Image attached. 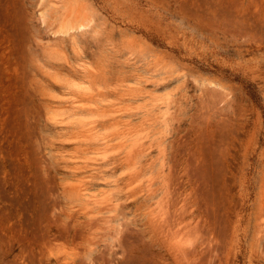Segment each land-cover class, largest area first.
<instances>
[{
  "label": "rangeland",
  "instance_id": "374dc122",
  "mask_svg": "<svg viewBox=\"0 0 264 264\" xmlns=\"http://www.w3.org/2000/svg\"><path fill=\"white\" fill-rule=\"evenodd\" d=\"M212 1L72 0L73 5L70 0L85 25L75 36L63 33V42L55 33L58 21L47 13L57 0H24L39 63L52 76L43 91L27 94L22 103L18 39L10 25L3 26L0 264H121L133 256L131 244H153L149 251L162 256L161 264H264V0ZM201 136L220 146L211 150L222 151V159L213 155L210 162L209 144ZM194 164L195 171L211 170L209 178L208 172L207 179L199 178ZM218 207L227 223L219 221ZM168 224L170 232H182L166 236ZM216 230L226 232L224 238ZM89 250L93 253L85 255ZM133 253L140 254L135 248Z\"/></svg>",
  "mask_w": 264,
  "mask_h": 264
},
{
  "label": "bare ground",
  "instance_id": "6f19581e",
  "mask_svg": "<svg viewBox=\"0 0 264 264\" xmlns=\"http://www.w3.org/2000/svg\"><path fill=\"white\" fill-rule=\"evenodd\" d=\"M4 1V0H3ZM206 1V0H205ZM207 1H209V0H207ZM210 1H212V0H210ZM215 1V0H214ZM217 1H219V0H217ZM225 1V0H224ZM233 1V0H232ZM5 2V1H4ZM71 2H72V0H71ZM71 2H70V0H57V2L55 3V4H49L48 6H47V13H49V12H51V16H53L54 18H55V21H58V26H57V29L55 30V33L58 35V33H59V39L60 40H62L63 42L65 41V38H66V36L64 35L65 33L67 34V33H69V35H72V36H75L76 34H77V29H79L83 24L85 25V23L84 22H81V21H79L78 20V9L77 8H75V7H72L73 5H74V3L72 2V6H71ZM213 2V1H212ZM221 2V1H220ZM228 2V1H227ZM235 2H239V0H235ZM225 3V2H224ZM229 3L230 2H228V7H229ZM1 0H0V66H1V51H2V45L3 44H1V41H2V36H3V34H4V32H3V34H1V29H3V26L4 25H6V26H8V25H10L9 27H11V29H12V33H13V31H14V34H16L17 35V53H18V56H19V58L20 59H18L19 61H20V65L18 66V69H16V70H18L17 71V73H19V76L17 77V79L14 77V79H16V82H17V88L19 89V92H20V94L19 95H17V96H19V98H20V101H21V99L23 100V98H26L25 96L27 95V94H29L30 96H37L38 95V93L40 92V91H43V90H41V86L43 85L44 86V84H48V81H50V80H48L47 81V79H46V77L48 76V75H51L52 76V73H50V71H47V69L45 70L44 69V67H43V65L41 64V63H39V58H38V56L40 55V50H38V46H39V42L36 40V39H32V37L34 36V26H33V24H31V22H30V18H29V14H28V11H27V9H26V7H25V3H24V0H6V5L3 7V8H1ZM213 4H214V7H215V4L216 3H214L213 2ZM220 6H224V5H226V3L224 4V5H221L222 3H218ZM233 4H235V3H233ZM78 6V5H77ZM216 6H218V5H216ZM45 7V6H44ZM213 8V7H212ZM219 8V7H218ZM222 8V7H221ZM227 8V7H226ZM219 10H220V8H219ZM243 10H245V9H243ZM251 10V9H250ZM249 10V11H250ZM220 11H222V9L220 10ZM228 11V10H227ZM246 11H247V9H246ZM81 12V11H80ZM82 12H84V10L82 11ZM244 13H245V11H243ZM46 12H45V10L43 11V18L45 19L44 21H46V19H47V14ZM232 13V12H231ZM230 13V14H231ZM248 13H252V11L251 12H248ZM82 14H85V12L84 13H82ZM81 14V15H82ZM215 14H216V12H215ZM217 14H219V16L220 17H222L223 16V14H222V16H221V14L219 13V11H218V13ZM229 14V13H228ZM247 13H245L244 15H246ZM251 15H253V14H251ZM86 16V15H85ZM232 16V15H231ZM234 16V15H233ZM236 16V15H235ZM239 16H242V15H239ZM256 16V15H255ZM82 17V16H81ZM218 19L220 18V17H218V16H216ZM223 17H225V16H223ZM238 17V16H237ZM85 18V17H84ZM214 18H215V16H214ZM228 18V17H227ZM245 18V17H244ZM253 18L255 19V17L253 16ZM258 17H256V20H258L257 19ZM228 19H230V18H228ZM251 19V18H250ZM84 20V19H83ZM82 20V21H83ZM224 20V19H223ZM225 20H226V18H225ZM242 20H246V18L245 19H242ZM231 21V20H230ZM229 21V22H230ZM251 21V20H250ZM262 22H263V20H261ZM260 21V22H261ZM244 22V21H243ZM253 22V21H252ZM232 24L234 23L233 21L231 22ZM240 23H242V22H240ZM245 24H246V22H244ZM249 23V22H248ZM255 23V22H254ZM254 23H251L252 25H250V24H247V27L250 25V26H253V24ZM264 23V22H263ZM262 23V24H263ZM87 24V23H86ZM226 25L228 24V23H225ZM256 25H257V23H255ZM50 25H53V22H51L50 20H49V26ZM230 25V24H229ZM241 25V24H240ZM243 25V24H242ZM6 26H4V28L6 27ZM234 27H235V25H233ZM244 26V25H243ZM227 27H228V25H227ZM263 28H264V26H262ZM261 27V28H262ZM257 28H259V27H257ZM260 28V29H261ZM5 30H8V29H4V30H2V31H5ZM262 30V29H261ZM9 31V30H8ZM260 31V30H259ZM8 33H10V32H7V34ZM64 33V34H63ZM6 34V35H7ZM13 34V35H14ZM2 35V36H1ZM15 35V36H16ZM260 35H262V34H260ZM4 36H5V34H4ZM57 36V37H58ZM263 36V35H262ZM6 37H8V36H6ZM6 37H4L5 39H6ZM14 37V36H13ZM35 37V36H34ZM11 38V37H10ZM74 38H76V37H74ZM4 39V40H5ZM14 39H15V37H14ZM34 41V42H33ZM12 42H13V40H12ZM16 42V41H15ZM14 44V43H13ZM65 44V43H64ZM63 45V44H62ZM4 46V45H3ZM15 47V46H14ZM59 47V46H58ZM66 47V46H65ZM57 49H60V48H57ZM62 49V48H61ZM3 50H4V48H3ZM12 51H13V47H12V49H11ZM15 50V49H14ZM5 51H7L6 49H5ZM51 51H52V49H51ZM55 51V50H54ZM4 53V52H3ZM14 53V52H13ZM52 53V52H51ZM55 53V52H54ZM58 53V52H57ZM53 54V53H52ZM3 56V55H2ZM54 57V56H53ZM3 58V57H2ZM9 58V57H8ZM7 59V58H6ZM66 59H68L67 57H66ZM17 60V61H18ZM69 60V59H68ZM67 60V61H68ZM16 61V62H17ZM46 61H48V60H46ZM45 61V62H46ZM52 61V60H51ZM67 61H66V63H67ZM49 63H51L50 61H48ZM53 62V61H52ZM59 62V61H58ZM64 62V61H63ZM69 62V61H68ZM70 63V62H69ZM48 64V63H47ZM61 64V63H60ZM71 64V63H70ZM52 65V64H51ZM53 65H54V63H53ZM59 65V64H58ZM67 65V64H66ZM66 65H65V67H66ZM71 65H73V64H71ZM69 66V65H68ZM67 66V67H68ZM9 67V66H8ZM55 67V66H54ZM57 67V66H56ZM59 67H60V65H59ZM72 67H74L75 68V66H72ZM12 68V67H11ZM13 68H14V66H13ZM58 68V67H57ZM59 69V68H58ZM68 69H69V67H68ZM76 69V68H75ZM74 69V70H75ZM1 70V69H0ZM13 70H15V69H13ZM15 70V71H16ZM56 71H57V69H55ZM62 70H63V68H62ZM14 71V72H15ZM60 71V70H59ZM58 71V72H59ZM78 71V70H77ZM13 72V73H14ZM58 72H55V73H58ZM12 73V72H11ZM78 73V72H77ZM94 73V72H93ZM99 74V73H98ZM95 75H96V73H95ZM105 76V75H104ZM13 77V76H12ZM54 78V77H53ZM54 79H56V77L54 78ZM124 79H125V77H124ZM12 80V79H11ZM120 80H122V79H120ZM14 82H15V80H13ZM53 81V80H52ZM13 82V83H14ZM11 83H12V81H11ZM49 85V84H48ZM63 85V84H62ZM61 85V86H62ZM4 86H5V84H4ZM11 86V85H10ZM64 86V85H63ZM14 87H16V85H14L13 86V88ZM41 87V88H40ZM48 87V86H47ZM53 87V86H52ZM55 87V86H54ZM9 88V87H8ZM40 88V89H39ZM44 88H46L45 86H44ZM61 88V87H60ZM10 89V88H9ZM18 89H16V90H18ZM43 89V88H42ZM3 90V89H2ZM46 90V89H45ZM48 90V89H47ZM12 92V91H11ZM45 92V91H44ZM48 92V91H47ZM18 93V92H17ZM46 93V92H45ZM44 93V94H45ZM82 93V92H81ZM78 96H79V94H77ZM16 96V95H15ZM42 96H44L43 94H42ZM80 96H82V94L80 95ZM12 97H13V93H12ZM216 97H220V96H216ZM222 99H224V95H222ZM3 98V97H2ZM18 98V97H17ZM221 98V97H220ZM33 99V98H32ZM32 99H30V100H32ZM38 99V98H37ZM49 99V98H48ZM219 98H217V99H215V100H218ZM19 100V99H18ZM26 100V99H25ZM46 100V99H45ZM27 101V100H26ZM26 101H24V102H26ZM23 102V103H24ZM32 102V101H31ZM34 102V101H33ZM47 102H49V101H47ZM51 102V101H50ZM20 103H22V101L20 102ZM27 103H30V101H28V102H26V104ZM37 104H39V103H37ZM43 104V103H42ZM25 105V104H24ZM50 105V104H49ZM41 106V105H40ZM39 106V107H40ZM30 110V109H29ZM28 110V111H29ZM28 113V112H27ZM30 113V112H29ZM28 113V114H29ZM23 114V113H22ZM26 113H24V115H25ZM27 114V115H28ZM26 115V116H27ZM33 115H34V113H33ZM30 116V115H29ZM28 118V117H27ZM25 119H26V117H25ZM225 119H227V118H225ZM27 120V119H26ZM157 120V119H156ZM229 120H230V118H229ZM228 120V121H229ZM30 121V120H29ZM28 121V123H30ZM158 121V120H157ZM231 121V120H230ZM27 123V124H28ZM155 123V122H154ZM24 124H25V122H24ZM26 124V125H27ZM26 125H24V126H26ZM30 125V124H29ZM222 125H224V124H222ZM31 126V125H30ZM153 126V125H152ZM31 127H33V126H31ZM137 127H139V126H137ZM30 128V127H29ZM136 128V127H135ZM138 129V128H137ZM26 130H27V128H26ZM30 130H32V128L31 129H29V132H31ZM139 130V129H138ZM28 131V130H27ZM25 134H26V132H25ZM33 134V133H32ZM31 134V135H32ZM85 135H87V134H85ZM85 135H84V137H85ZM209 135H212V133L211 134H209ZM28 136V135H27ZM90 136V135H89ZM250 136V135H249ZM248 136V137H249ZM28 137H31V136H28ZM206 137H208V138H206ZM206 137H202L201 136V138L200 139H204V138H206V139H209V136H206ZM33 138V137H32ZM88 138V137H87ZM247 138V137H246ZM251 138V137H250ZM29 139V138H28ZM199 139V140H200ZM202 139V140H203ZM206 139H204V141L206 140ZM211 139V138H210ZM210 139H209V141H210ZM26 140H27V138H26ZM32 140V139H31ZM251 140V139H250ZM201 141V140H200ZM203 141V142H204ZM207 141L208 140H206L205 141V143L206 144H209V145H206V144H204V145H206L205 146V148H207V151L209 150L210 151V153H211V155H209V158L212 156V158L214 159V157H213V155L214 156H218L219 155V157H220V155H222L220 152H222V151H220L219 150V152H217L216 154H212L213 153V149H216V147H217V149H218V146H216V144L215 143H213V144H215V146L213 145V144H210V142L209 143H207ZM246 141V140H245ZM89 142V141H88ZM202 142V141H201ZM198 143V142H197ZM35 144V143H34ZM196 144V143H195ZM218 144H219V142H218ZM27 145H29L28 143H27ZM31 145H33L32 144V142H31ZM36 145H38V146H40L39 144H36ZM198 145V144H197ZM196 145V146H197ZM203 145V144H202ZM201 145V147H203ZM212 147H211V146ZM227 145V144H226ZM26 146V145H25ZM35 146V145H34ZM210 146L211 148H208V147ZM213 146H214V148H213ZM220 147V146H219ZM227 146H225V148H226ZM38 148H40V147H37V149ZM80 148V147H79ZM196 148V147H195ZM213 148V149H212ZM88 149V148H87ZM200 148H198L197 147V150H199ZM212 149V150H211ZM222 149H224V148H222ZM228 149H226V151H227ZM31 151L33 152V150L31 149ZM202 151V150H201ZM206 151V150H205ZM204 151V153L206 154V152ZM212 151V152H211ZM217 150H215V152H216ZM30 152V151H29ZM34 152L35 153H37L36 152V149L34 150ZM33 152V153H34ZM194 152V151H193ZM192 152V153H193ZM35 153L33 154V155H35ZM195 153H197L196 151L194 152V155L196 156V154ZM219 153V154H218ZM223 153V152H222ZM204 154V155H205ZM227 155H228V152L226 153ZM35 157V156H34ZM36 157H38V155L36 156ZM198 157H199V154H198ZM204 157V156H203ZM206 157H207V155H206ZM218 157V158H219ZM222 157V156H221ZM220 157V158H221ZM212 158H210L209 160H210V162H214V161H212L213 159ZM219 158V159H220ZM225 158H227V157H225ZM34 160H35V158H33ZM196 159V158H195ZM199 159H201L200 157H199ZM212 159V160H211ZM222 159V158H221ZM224 159V158H223ZM203 160H206L205 159V157H204V159ZM207 160H208V157H207ZM203 161V165H205L204 163L206 162V164L207 163H209V160L208 161ZM225 160V159H224ZM223 160V161H224ZM39 161V160H38ZM199 161V160H198ZM202 160H200V162H201ZM35 162H37V160L35 161ZM216 162H219V161H215V163ZM220 162H222L221 160H220ZM219 162V163H220ZM196 163H199V162H197V159H196ZM223 163V165L225 164V161L224 162H222ZM5 164V163H4ZM43 165H44V163H42ZM201 164V163H200ZM200 164H199V166H200ZM218 163H216V165H217ZM186 165H187V163H186ZM196 165V166H195ZM210 165V168H212L211 167V164H209ZM219 165V164H218ZM220 165H222V164H220ZM41 166V165H40ZM189 166V165H188ZM187 166V167H188ZM194 166H195V168L193 167V169H194V171H195V169L196 168H199L198 166H197V164H194ZM206 166V165H205ZM204 166V167H205ZM208 166V165H207ZM227 166V165H226ZM6 167H8V166H6ZM5 167V168H6ZM215 167H217V166H215ZM220 167V166H219ZM233 167H234V164H233ZM200 168H203V167H200ZM220 168H225V165H224V167H220ZM237 168V167H236ZM204 169H208L209 170V168L207 167H205ZM219 169V168H218ZM199 170V171H198ZM197 171L199 172V173H196V174H199V175H201V176H198L199 178L200 177H205L206 178V174H208L207 176H208V178H209V175H210V172H211V170L210 171H207V170H205V171H202L201 169H198ZM200 170H201V173H200ZM215 170V169H214ZM220 170V169H219ZM238 170V169H237ZM43 172H44V169L42 170ZM197 171H195V172H197ZM223 171V170H222ZM225 171V170H224ZM226 171H227V169H226ZM206 172V173H205ZM208 172V173H207ZM214 171H212V174H214L213 173ZM216 172H217V169H216ZM6 173V172H5ZM7 173H8V171H7ZM219 173L221 174V176L223 175L222 173L223 172H221V171H219ZM219 173H216V181L217 182H219L218 181V179H219ZM224 173H226V172H224ZM236 173V172H235ZM42 174V173H41ZM191 174H193L194 175V173L192 172ZM228 174V173H227ZM218 175V176H217ZM43 176V175H42ZM46 176V175H45ZM227 176V175H226ZM230 176V175H229ZM233 176V175H232ZM123 177V176H122ZM136 177V176H135ZM212 177H214V175H212ZM40 178V177H39ZM49 178V177H48ZM124 178V177H123ZM126 178V177H125ZM197 178V177H196ZM222 178V177H221ZM230 178V177H229ZM239 178V177H238ZM238 178H237V180H238ZM81 179V178H80ZM192 179H194V178H192ZM207 179V178H206ZM215 179V178H214ZM214 179H213V181H214ZM201 180V179H200ZM205 179H203L202 181H204ZM223 180V179H222ZM234 180V179H233ZM42 181V180H41ZM45 181V180H44ZM202 181H200V182H202ZM210 181H212V180H210ZM80 182H83V181H81L80 180ZM198 182V181H197ZM232 182H234V181H232ZM11 183V182H10ZM77 184V182H74V184ZM85 183V182H84ZM94 183V182H93ZM204 183H206L205 181H204ZM212 183H214V182H212ZM212 183H208V184H211L212 185ZM222 183H224L225 184V182H222ZM227 183H229V182H227ZM235 183V182H234ZM78 184H79V182H78ZM233 184V183H232ZM44 185V184H43ZM192 185V184H191ZM196 185V184H195ZM208 186L207 185V189H209V191H212V190H210V188H212V186ZM220 185V184H219ZM227 184H225V186H226ZM230 185V184H229ZM228 185V186H229ZM67 186V185H66ZM72 186H73V184H72ZM81 186H85V185H81ZM91 186V185H90ZM198 186V185H197ZM200 186V185H199ZM217 186V185H216ZM215 186V187H216ZM221 186V185H220ZM38 187V186H37ZM87 187V186H86ZM192 187V186H191ZM202 187V186H201ZM208 187H210V188H208ZM214 187V186H213ZM218 187V186H217ZM88 188V187H87ZM86 188V189H87ZM198 189H199V187H197ZM219 188V187H218ZM232 188V187H231ZM84 189V188H83ZM228 190H229V188H227ZM7 190V189H6ZM46 190V189H45ZM195 190H196V188H195ZM201 190V189H200ZM220 190H222L223 191V189H221L220 188ZM8 191V190H7ZM54 191V190H53ZM51 192V193H54V192ZM197 191V190H196ZM207 190H205L204 192H206ZM5 192V191H4ZM85 192V191H84ZM198 192V191H197ZM219 192H221V191H219ZM200 193V192H199ZM202 193H203V191H202ZM212 193V194H211ZM211 193H209V195H211V197H210V199L211 198H213L212 196H214L213 195V191L211 192ZM225 193H227V192H225ZM230 193H231V191H230ZM5 194V193H4ZM7 194V193H6ZM38 194V193H37ZM198 194V193H197ZM206 194H207V192H206ZM218 194V193H217ZM47 196H48V194H46ZM53 195V194H52ZM201 195V194H200ZM204 195H205V193H204ZM220 195V194H219ZM222 195H224V194H222ZM233 195V194H232ZM231 195V196H232ZM38 196H41V195H38ZM195 196V195H194ZM216 196V195H215ZM6 197V196H5ZM222 197H224V196H222ZM226 197V196H225ZM51 198H53V197H50L49 199H51ZM43 199V198H42ZM48 198H47V200H49ZM195 199V198H194ZM207 199H209V196H208V198ZM209 199V200H210ZM223 199V198H222ZM46 200V199H45ZM44 200V201H45ZM82 200H83V198H82ZM112 200V199H111ZM215 200V199H214ZM213 199H211V202L210 203H212V201H214ZM97 201V200H96ZM106 201V205H107V207H110V204H111V201H110V199L108 200V199H106V200H104V202ZM113 201V200H112ZM205 201H206V199H205ZM238 201V200H237ZM50 202V201H49ZM49 202H47V203H49ZM202 202V201H201ZM208 202V201H207ZM208 202V203H209ZM227 202V201H226ZM231 202V201H230ZM233 202V201H232ZM195 203V202H194ZM203 203V202H202ZM213 203H215V202H213ZM224 203H225V201H224ZM229 203V202H228ZM263 203V202H262ZM56 204V203H55ZM96 204H97V202H96ZM216 204H221V201L218 203V202H216ZM230 204V203H229ZM234 204V203H233ZM95 205V204H94ZM106 205H105V207H106ZM197 205V204H196ZM209 205H211V204H209ZM213 205V204H212ZM211 205V207L212 208H216V207H214V206H216V205H214V206H212ZM237 205V204H236ZM41 206V205H40ZM50 206V205H49ZM88 206V205H87ZM111 206H114V205H111ZM205 206H207V205H205ZM42 207H43V205H42ZM52 207V206H51ZM98 207V206H97ZM197 207V206H196ZM210 207V206H209ZM220 207H225V206H220ZM227 207V206H226ZM234 207H236V206H234ZM264 207V206H263ZM47 208V207H46ZM49 208V207H48ZM47 208V209H48ZM207 208V207H206ZM210 209V208H208L209 209V211H211V210H213V209ZM219 208V207H218ZM85 209V208H84ZM92 209V208H91ZM103 209V208H102ZM107 209V208H106ZM202 209V208H201ZM227 209H228V207H227ZM233 209H236V208H233ZM100 210V209H99ZM104 210V209H103ZM199 210V209H198ZM214 210H216V209H214ZM94 211V210H93ZM203 211V210H202ZM217 211H219L218 213L220 214V212H221V210H220V208L217 210ZM229 211V210H228ZM227 211V212H228ZM237 211V210H236ZM90 212V211H89ZM178 212V211H177ZM215 212V211H214ZM232 212V211H231ZM71 213V212H70ZM81 213H83L82 211H81ZM185 213V212H184ZM183 213V214H184ZM217 212H215V214H216ZM217 213V214H218ZM260 213V212H259ZM259 213H257V215H256V217H258V216H260L259 215ZM176 214H178V213H176ZM183 214H179L180 215V217H181V215H182V217H181V222L184 220V216H183ZM198 214H200V213H198ZM207 214V213H206ZM217 214H216V216H217ZM187 215V214H186ZM210 215H213L212 213H210ZM232 215V214H231ZM91 216V215H90ZM112 216H114V215H112ZM111 216V217H112ZM117 216V215H116ZM219 216V215H218ZM217 216V217H218ZM229 216V215H228ZM235 216V215H234ZM74 217V216H73ZM78 217V216H77ZM98 217H100V216H98ZM178 217V216H177ZM204 217V216H203ZM207 217H209V216H207ZM222 216H221V214H220V217L219 218H221ZM101 218V217H100ZM173 218V217H172ZM211 218V217H210ZM213 218V217H212ZM211 218V219H212ZM223 218V217H222ZM231 218H232V216H231ZM261 218V217H260ZM7 219V218H6ZM98 219V218H97ZM96 219V220H97ZM198 219H200V218H198ZM206 220H207V218H205ZM210 219V220H211ZM93 220V219H92ZM101 220V219H100ZM109 220H110V218H109ZM218 220V219H217ZM221 220H223V222L224 221H226L227 219H225L224 220V218L223 219H220L219 221H221ZM231 220V219H230ZM234 220H235V218H234ZM105 221V220H104ZM178 221V220H177ZM184 221H187V220H184ZM198 222L200 221V220H197ZM212 221H216V220H212ZM233 221V220H232ZM77 222H79V221H77ZM88 222V221H87ZM108 222V221H107ZM107 222H106V224H107ZM152 222V221H151ZM171 223H172V220L170 221ZM169 222V223H170ZM179 222V221H178ZM188 222H190V221H188ZM188 222H185V224L187 225V223ZM197 222V223H198ZM200 222H203V221H200ZM208 222V221H207ZM223 222H222V224H223ZM228 222V220L226 221V223ZM76 223V222H75ZM102 223V222H101ZM108 223H110V222H108ZM153 223V222H152ZM163 223V222H162ZM170 223V224H171ZM182 223H184V222H182ZM261 223V222H260ZM99 224V223H98ZM98 224H95L94 226H100V225H98ZM103 224H105V223H103ZM103 224H101L102 226H104ZM173 224V223H172ZM183 225V224H181V225H183L184 227L186 226V225ZM191 224V223H190ZM196 224V223H195ZM208 224V223H207ZM221 224V223H220ZM88 225V224H87ZM156 225H157V222L156 223H154L152 226V229H154V230H157V228H156ZM158 225H161V223L160 224H158ZM169 225V224H168ZM219 225V224H218ZM262 225V224H261ZM92 226H93V224H92ZM94 226H93V228H94ZM127 226H129V225H127ZM170 227L168 228L169 230H167L166 232L164 231V233L166 234L167 232V235L166 236H175V235H178V233L180 232H182V231H179L178 233H177V231H173V230H176V229H173L172 230V232L173 233H175V235H173L172 234V232H170V229H171V225H169ZM188 226V225H187ZM186 226V228H190V227H187ZM190 226V225H189ZM195 227H196V225H194ZM203 226V225H202ZM208 226V225H207ZM217 226V225H216ZM220 226V225H219ZM219 226H217L219 229L221 228V230L223 229L222 228V226L223 225H221V227H219ZM226 227H227V225H225ZM91 227V226H90ZM101 227V226H100ZM108 227H110V226H108ZM126 227V226H125ZM131 227V226H130ZM136 227V226H135ZM151 227V226H150ZM160 227V226H159ZM158 227V228H159ZM181 227V230H184V228L182 229V226H180ZM179 227V225L177 226V228L179 229L180 228ZM204 227H206V226H204ZM203 227V228H204ZM262 227H263V225H262ZM106 228V227H105ZM148 228V227H147ZM161 228V227H160ZM185 228V229H186ZM203 228H202V230H203ZM206 228H208V229H206ZM204 230H205V233H206V231L207 230H209V227H206ZM232 228V227H231ZM258 228V227H257ZM214 229V228H213ZM92 230V229H91ZM111 230V229H110ZM148 231H149V229H147ZM162 230H163V228H162ZM180 230V229H179ZM215 230V229H214ZM221 230H219V231H221ZM77 230H75V232H76ZM85 231V230H84ZM103 231V230H102ZM108 230H106L105 231V233L107 232ZM113 231V230H112ZM112 231H110L111 233H112ZM159 231V230H158ZM198 231H200V230H198ZM219 231H217L216 230V232L217 233H219ZM60 232V231H59ZM78 232V231H77ZM95 232H96V230H95ZM94 232V233H95ZM104 232V231H103ZM141 232V231H140ZM151 232V231H150ZM162 232V231H161ZM203 232V231H202ZM223 232V233H222ZM114 233V232H113ZM126 233V235H128L127 233H129V230L127 231V232H125ZM171 233V234H170ZM179 233V234H180ZM208 233V232H207ZM210 233V232H209ZM220 233H222V237L223 236H225L226 235V232H224V231H221ZM220 233L219 234H217L218 236L220 235ZM227 233H231V231L230 232H227ZM237 233V232H236ZM77 234V233H76ZM107 234V233H106ZM105 234V235H106ZM133 234V233H132ZM146 234H148V233H146ZM152 234V233H151ZM223 234H225V235H223ZM83 235V234H82ZM91 235V234H90ZM102 235V234H101ZM108 235V234H107ZM114 235V234H113ZM123 235H125V234H123ZM123 235H121V236H123ZM129 235H131V234H129ZM158 235V234H157ZM160 235H161V233H160ZM216 235V236H217ZM60 236H62V235H60ZM75 236V235H74ZM116 236V235H115ZM135 236H137V235H135ZM154 236V235H153ZM165 236V237H166ZM171 236V237H172ZM262 236V235H261ZM63 237V236H62ZM66 236H64V238H65ZM75 237H77V235L75 236ZM137 237H139V236H137ZM149 237V236H148ZM158 237V236H157ZM162 237H164L163 235H162ZM171 237L169 238V239H171ZM176 237V236H175ZM209 237V235L207 236V238ZM211 237V236H210ZM213 237V236H212ZM230 237H232V236H230ZM95 238H96V236H95ZM156 238V237H155ZM173 238V237H172ZM206 238V239H207ZM224 238V237H223ZM222 238V239H223ZM82 239V238H81ZM80 239V240H81ZM128 239V238H127ZM141 239H143V238H141ZM217 239H220V238H217ZM222 239H220V240H222ZM225 239H227V238H225ZM74 240H76V239H74ZM78 240V239H77ZM83 240V239H82ZM93 240V239H92ZM98 240V239H97ZM100 240V239H99ZM135 240V239H134ZM137 240V239H136ZM153 240H154V238H153ZM158 240V239H157ZM210 240H211V238H210ZM214 240H216V239H214ZM224 240V239H223ZM222 240V241H223ZM120 241V240H119ZM151 241V240H150ZM162 241V240H161ZM218 241V240H217ZM232 241V240H231ZM259 241V240H258ZM79 242V241H78ZM125 242V241H124ZM123 242V243H124ZM168 242V241H167ZM215 242V241H214ZM225 242V241H224ZM72 243V242H71ZM80 243V242H79ZM119 243V242H118ZM117 243V244H118ZM216 243V242H215ZM219 243V242H218ZM218 243H216L217 245H218ZM221 243V242H220ZM77 243L75 242V245H76ZM82 244V243H81ZM92 244H93V242H92ZM120 245H121V243H119ZM128 244V243H127ZM83 245V244H82ZM86 245V244H85ZM120 245H119V247H120ZM155 245V244H154ZM203 245V244H202ZM222 245V244H221ZM89 246V245H88ZM110 246V245H109ZM121 246H123V245H121ZM220 246V245H219ZM231 246V245H230ZM73 247H74V244H73ZM80 247H82V246H80ZM85 247H87V246H84V248ZM90 247V246H89ZM106 247H107V245H106ZM111 247V246H110ZM152 247H153V244H147L146 246H144V247H138V246H135V245H132L131 244V252H132V254H133V256H130V260H129V262H127V263H121V264H161L160 263V260L161 259H163L162 258V256L160 255L159 256V254H156V252H153V253H150V249H152ZM194 247H195V245H194ZM221 247V246H220ZM79 248V247H78ZM88 248V247H87ZM91 248V247H90ZM122 248H124V246L123 247H120L119 248V250H121ZM133 248H135L136 250H137V252L139 251V253L140 254H137L136 255V253H133ZM178 248V247H177ZM179 248H180V251H183L184 249L182 248V247H180L179 246ZM192 248V247H191ZM232 248H233V246H232ZM67 249V248H66ZM115 249V248H114ZM118 248H116V252L118 251L117 250ZM155 249V248H154ZM162 249V248H161ZM190 249V248H189ZM193 249V248H192ZM81 250V249H80ZM93 250V249H92ZM92 250H89V251H87L86 253H85V255H91L93 252H92ZM126 251H127V249H125ZM187 251H185V252H187L188 253V249H186ZM124 251V250H123ZM191 251H193V250H191ZM197 251V250H196ZM257 251V250H256ZM97 252H98V250H97ZM120 252H122V250L120 251ZM129 252V251H128ZM160 252H161V250H160ZM184 252V253H185ZM194 252H195V249H194ZM73 253V252H72ZM119 252H117V254H118ZM125 253V252H124ZM123 253V255H121V253H120V255L121 256H124V255H126L127 254V252H126V254H124ZM162 254H163V252H161ZM187 253H185L186 255H187ZM254 253V252H253ZM79 254V253H78ZM105 254V253H104ZM151 254V255H150ZM185 254H183V256H186ZM202 253H200V255H201ZM204 254V253H203ZM206 254V253H205ZM67 255V254H66ZM73 255V254H72ZM84 255V256H85ZM251 255V254H250ZM101 256V255H100ZM106 256V255H105ZM109 256V255H108ZM116 256V255H115ZM165 256V255H164ZM182 256V255H181ZM204 256V255H203ZM67 257V256H66ZM193 257H195L194 255H193ZM230 257V256H229ZM252 257H253V255H252ZM69 258V257H68ZM86 258V257H85ZM106 258V257H105ZM157 258H159V260L157 259ZM80 259V258H79ZM87 259H88V257H87ZM107 259V258H106ZM124 258L122 257L121 258V260H123ZM252 259V258H251ZM94 260V259H93ZM113 259L111 258V261H112ZM74 261V260H73ZM125 261V260H124ZM162 261V260H161ZM72 262V261H71ZM78 262V261H77ZM101 262V261H100ZM110 262V261H109ZM108 262V263H109ZM62 263V262H61ZM70 263V262H69ZM79 263V262H78ZM90 263H92V260L90 259ZM68 264V263H67ZM101 264V263H100ZM103 264V263H102ZM112 264H114L113 263V261H112Z\"/></svg>",
  "mask_w": 264,
  "mask_h": 264
}]
</instances>
